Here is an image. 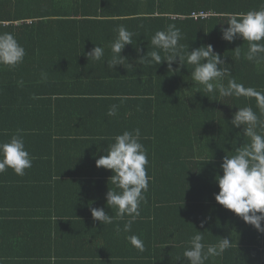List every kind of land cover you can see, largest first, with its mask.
<instances>
[{
    "label": "crops",
    "instance_id": "crops-1",
    "mask_svg": "<svg viewBox=\"0 0 264 264\" xmlns=\"http://www.w3.org/2000/svg\"><path fill=\"white\" fill-rule=\"evenodd\" d=\"M139 82H69L64 90L69 95L53 98V103L62 102L50 114L44 113L45 98L38 91L34 97L32 90H22L26 86L0 90V142L22 129L35 157L23 176L11 168L0 174V264H121L117 259H170L169 264H177L186 259L183 252L197 231L204 232L206 245L230 237L231 247L209 259H235L228 255L232 249L264 247V233L215 200L217 180L203 179L205 144L164 141L161 131L171 135L174 113L161 110L152 92L133 90ZM74 86L87 90L77 94L69 90ZM33 103L43 105L34 119L26 111ZM114 104L118 113L109 117ZM137 128L150 180L140 217L125 232L127 216L105 225L93 220L91 208H104L115 217L106 194L110 188L119 191L110 181L112 170L97 167L96 160L106 155L116 135ZM130 235L140 237L143 252L130 244Z\"/></svg>",
    "mask_w": 264,
    "mask_h": 264
},
{
    "label": "trees",
    "instance_id": "trees-1",
    "mask_svg": "<svg viewBox=\"0 0 264 264\" xmlns=\"http://www.w3.org/2000/svg\"><path fill=\"white\" fill-rule=\"evenodd\" d=\"M262 7L264 0H0V33H12L26 50L24 61L18 66L0 65V90L8 88L7 85L26 86L22 90H32L29 95L34 97L38 91L37 96L45 98L44 113L50 114L62 102L53 103V98L58 100L59 96L69 95L64 91L69 82L118 80L135 85L134 82L140 81L133 90L152 92L161 110L169 108L174 113L171 135L161 131L167 137L165 142L192 143L188 144L192 147L197 141L205 144L204 153L208 157L202 165L203 179L210 176L212 183L216 180L213 175H223L220 160L234 155L236 148L244 143H250V139L243 136L242 127L235 128L230 122L239 107L251 106L259 115L256 99L220 97L218 93L204 92L203 86L191 79L192 65L169 72L166 61L157 66L140 65L137 60L148 51L156 50L150 44L155 32L175 24L183 34L179 43L185 45L186 50L213 45L230 69V78L246 88L264 91V63L245 59L247 41L241 38L229 43L222 39L221 32L222 27L228 26L223 23L227 14ZM202 13L208 16L193 17ZM121 24L134 33V45H127L123 50L122 55L127 58L123 65L109 69L106 61L112 56L110 45ZM97 45L104 48V57L100 61L89 60L85 53ZM238 46H241L239 57L234 51ZM137 48L142 51L138 53ZM160 54L164 55L162 51ZM172 67H179L178 60ZM69 90L84 94L87 86H74ZM36 104L26 106L32 119L40 114L43 106ZM45 121L51 123L50 118L45 117ZM215 122L221 125L212 127ZM159 138L162 139V135ZM239 250L232 249L228 253L235 259H209L205 264H264V247ZM117 260L122 261L121 264H169L170 261ZM177 264H188V261L179 259Z\"/></svg>",
    "mask_w": 264,
    "mask_h": 264
},
{
    "label": "clouds",
    "instance_id": "clouds-1",
    "mask_svg": "<svg viewBox=\"0 0 264 264\" xmlns=\"http://www.w3.org/2000/svg\"><path fill=\"white\" fill-rule=\"evenodd\" d=\"M222 27V39L231 43L237 39L248 42L245 59L257 64L264 63V7L250 10L246 13H229ZM117 35L110 45L112 56L106 61L109 69H116L127 59L122 55L127 45L133 44V35L124 25L116 29ZM183 39L181 30L175 24H169L164 30L155 32L150 40L156 49L148 51L137 60L140 65H160L167 62L169 72H178L186 65L194 66L191 71L192 81L203 86L204 92L218 93L220 97H250L255 98L260 110L258 115L251 106L239 107L233 113L231 125L241 128L244 137L250 143L237 147L234 155L224 157L221 168L223 175H217L219 186L215 200L224 208L231 210L246 223L264 233V91L246 88L234 78H230V69L221 55L214 51L211 44L202 45L189 51L179 43ZM142 51L137 48V52ZM161 51L164 53L162 56ZM236 56L241 55V46L235 48ZM89 60L100 61L104 48L100 45L85 53ZM25 48L16 37L9 32L0 33V65L16 67L24 61ZM179 67L173 69V63ZM227 79V84L224 83ZM21 84L23 81L20 82ZM210 99L211 97L208 96ZM212 100V99H211ZM118 105H111L107 115L116 116ZM140 129L124 131L114 137L115 142L104 151L106 155L96 160V166L114 173L110 181L119 191L112 188L106 194L107 206L116 209V215H109L104 208H91L94 221L101 224H112L114 219H130L124 225V231L131 229L133 222L140 217V206L145 200L150 177L147 175V150L140 142ZM33 157L26 148L24 133L17 129L8 141L0 142V174L11 168L19 176L25 175V170L33 165ZM201 222V227L204 223ZM119 231V228L117 229ZM204 232L197 231L187 242L188 247L183 257L188 264H205L210 257L221 256L231 247L230 237L222 238L216 244H205ZM130 244L139 251H144V243L137 235L127 237Z\"/></svg>",
    "mask_w": 264,
    "mask_h": 264
},
{
    "label": "built area",
    "instance_id": "built-area-1",
    "mask_svg": "<svg viewBox=\"0 0 264 264\" xmlns=\"http://www.w3.org/2000/svg\"><path fill=\"white\" fill-rule=\"evenodd\" d=\"M200 16H202V17H207L208 15H207V14H203V13H202L201 15H195V14H194L193 17H195L196 19H198V17H200Z\"/></svg>",
    "mask_w": 264,
    "mask_h": 264
}]
</instances>
